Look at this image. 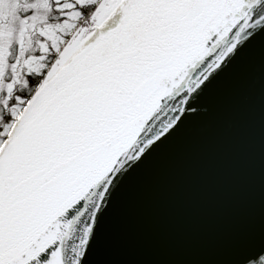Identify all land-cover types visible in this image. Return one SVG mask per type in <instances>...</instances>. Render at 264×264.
I'll return each mask as SVG.
<instances>
[{
	"label": "snow or ice",
	"instance_id": "6c2138e0",
	"mask_svg": "<svg viewBox=\"0 0 264 264\" xmlns=\"http://www.w3.org/2000/svg\"><path fill=\"white\" fill-rule=\"evenodd\" d=\"M254 62L258 225L211 254L116 258L130 187ZM0 264H264V0H0Z\"/></svg>",
	"mask_w": 264,
	"mask_h": 264
},
{
	"label": "water",
	"instance_id": "95a60500",
	"mask_svg": "<svg viewBox=\"0 0 264 264\" xmlns=\"http://www.w3.org/2000/svg\"><path fill=\"white\" fill-rule=\"evenodd\" d=\"M262 89L258 62L222 83L205 122L159 157L128 190L110 225L118 259L222 251L259 223Z\"/></svg>",
	"mask_w": 264,
	"mask_h": 264
}]
</instances>
